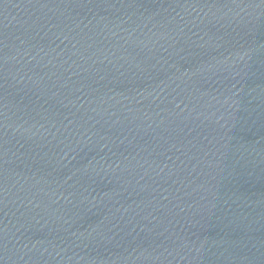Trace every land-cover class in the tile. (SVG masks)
Wrapping results in <instances>:
<instances>
[{"label":"water","instance_id":"water-1","mask_svg":"<svg viewBox=\"0 0 264 264\" xmlns=\"http://www.w3.org/2000/svg\"><path fill=\"white\" fill-rule=\"evenodd\" d=\"M0 264H264V0H0Z\"/></svg>","mask_w":264,"mask_h":264}]
</instances>
